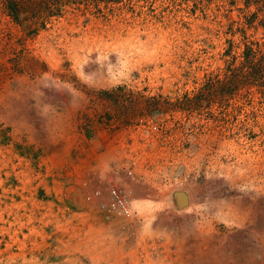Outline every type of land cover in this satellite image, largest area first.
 <instances>
[{"label": "rangeland", "instance_id": "374dc122", "mask_svg": "<svg viewBox=\"0 0 264 264\" xmlns=\"http://www.w3.org/2000/svg\"><path fill=\"white\" fill-rule=\"evenodd\" d=\"M38 1L18 23L0 0V264H264V87L229 69L243 1L78 0L44 27ZM110 181L153 218L99 205Z\"/></svg>", "mask_w": 264, "mask_h": 264}, {"label": "trees", "instance_id": "16d2710c", "mask_svg": "<svg viewBox=\"0 0 264 264\" xmlns=\"http://www.w3.org/2000/svg\"><path fill=\"white\" fill-rule=\"evenodd\" d=\"M26 0H6V7L8 12L13 16L16 22L22 23L25 17H22L23 12L27 9L24 6ZM78 0H39L40 4L32 9L34 24L40 22V26L44 27L46 20L51 16L61 15L63 6ZM119 1V0H106ZM196 2L202 0H194ZM209 1V0H208ZM237 0H230L232 4ZM244 8L240 10L243 12L244 20L241 22L239 29L243 32V49L242 52L233 59V66H230L231 81L234 89L240 91L243 88L250 89L258 85L264 87V42L249 39L245 35L248 28H257L262 25L264 28V0H242ZM255 7V10L250 11L249 7ZM228 52V50H227ZM231 67V68H230ZM220 79H210L202 88V91L207 90L212 96L217 95V85ZM216 91V92H215ZM215 92V93H214ZM203 94H195L188 99V106L192 109L203 98Z\"/></svg>", "mask_w": 264, "mask_h": 264}, {"label": "built area", "instance_id": "2783aa9c", "mask_svg": "<svg viewBox=\"0 0 264 264\" xmlns=\"http://www.w3.org/2000/svg\"><path fill=\"white\" fill-rule=\"evenodd\" d=\"M93 198L99 205L106 206L116 215L125 216L131 213L130 195L117 183L110 181L104 189H96Z\"/></svg>", "mask_w": 264, "mask_h": 264}, {"label": "bare ground", "instance_id": "6f19581e", "mask_svg": "<svg viewBox=\"0 0 264 264\" xmlns=\"http://www.w3.org/2000/svg\"><path fill=\"white\" fill-rule=\"evenodd\" d=\"M116 63H117V61L114 64H116ZM107 65H109V62L107 63ZM160 198L161 199H167V197H163V196H161ZM171 199H173V198H171ZM159 202H160L159 200H157L156 198L151 197V196L150 197H143L139 194L132 196L131 213H132V215L137 214V215H140L147 220H150L151 218H153L152 217L153 212L155 211L156 206ZM188 205H190V206L196 205V202L193 199H190V201L188 202ZM189 210H191L193 212H197L199 210V208L197 206H194V207H191V209H186L185 211H189Z\"/></svg>", "mask_w": 264, "mask_h": 264}, {"label": "crops", "instance_id": "0c3cea01", "mask_svg": "<svg viewBox=\"0 0 264 264\" xmlns=\"http://www.w3.org/2000/svg\"><path fill=\"white\" fill-rule=\"evenodd\" d=\"M72 137H67L62 139L61 141V149H60V153L62 154H67V153H72V148L74 147L73 146V139H71ZM83 149V148H81ZM90 151V149H87L86 152ZM91 152H95V148L94 147H91ZM80 166V164L78 165H74V168L77 170L79 169L78 167Z\"/></svg>", "mask_w": 264, "mask_h": 264}, {"label": "water", "instance_id": "95a60500", "mask_svg": "<svg viewBox=\"0 0 264 264\" xmlns=\"http://www.w3.org/2000/svg\"><path fill=\"white\" fill-rule=\"evenodd\" d=\"M179 197H181V196L179 195Z\"/></svg>", "mask_w": 264, "mask_h": 264}]
</instances>
